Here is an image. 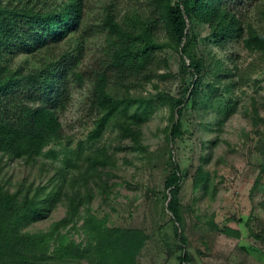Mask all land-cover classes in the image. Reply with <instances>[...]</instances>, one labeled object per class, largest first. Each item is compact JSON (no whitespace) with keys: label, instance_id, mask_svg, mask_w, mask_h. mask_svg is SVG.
<instances>
[{"label":"rangeland","instance_id":"374dc122","mask_svg":"<svg viewBox=\"0 0 264 264\" xmlns=\"http://www.w3.org/2000/svg\"><path fill=\"white\" fill-rule=\"evenodd\" d=\"M257 3L260 0H228L229 8L245 22L244 28L250 24L264 30ZM144 4L145 0H86V22L93 32L82 44V69L95 71L103 55L105 32L99 26L103 7L110 6L119 23L130 25L133 16L144 10ZM197 33L198 49L209 66L201 86L205 101L202 104L200 100L196 107L187 103L181 116L183 133L173 142L166 129L169 107L159 103L155 95L163 92L179 96L184 77L179 72L177 53L163 49L161 55L167 63L165 67L161 63L159 73L165 77L139 84L132 81L127 83V90L115 84L114 78L108 81L111 95L129 100L126 114L141 112L146 104L151 106L152 112L143 115L138 126V143L122 131L121 126L133 120L121 112L108 121L99 140H87L95 114L89 101L90 81L85 79L81 86L71 88L67 103L57 113L63 138L49 146L57 151L54 158L26 161L0 155V183L11 191L40 195L62 183L60 201L45 218L28 222L24 230H47L52 222L67 215L68 198H75L83 202L80 214L88 202L90 211L105 218L107 225L139 228L146 233L137 264H179L180 243L174 225L184 238L183 249L193 264H264V55L247 50L241 41L223 46L211 43L205 27H198ZM54 50L76 53L75 40L68 39ZM15 63L29 67L36 65V58L19 55ZM216 66L228 74L217 81ZM210 82L215 90L208 89ZM226 84L230 85L227 89ZM140 97L145 99L141 103ZM224 108H233V112L218 124L214 115ZM129 125L136 129L134 124ZM96 147L102 148L108 158L104 165L90 170ZM168 150L182 174L180 224L172 221L164 198ZM63 162L70 165L62 172L59 168ZM199 171L205 177L199 178ZM37 188L42 189L36 192ZM80 224L77 218L74 227L70 222L61 232L68 230L76 242L85 240L77 230ZM226 228L239 235H227ZM38 264L54 263L46 260Z\"/></svg>","mask_w":264,"mask_h":264},{"label":"trees","instance_id":"16d2710c","mask_svg":"<svg viewBox=\"0 0 264 264\" xmlns=\"http://www.w3.org/2000/svg\"><path fill=\"white\" fill-rule=\"evenodd\" d=\"M257 4L264 18V0ZM144 7L133 16L130 25L119 23L110 6L103 7L99 25L105 32L103 55L95 71L89 73L79 65L85 36L93 32L86 22V0H0L1 156L26 161L54 158L57 151L49 146L59 144L63 138L57 113L67 103L71 88L81 86L85 79L90 81L89 101L95 114L87 140H99L108 121L121 112L133 120L129 124L136 126L131 129L124 124L122 131L138 143V126L143 115L152 112L151 106L146 104L141 112L126 114L129 100L111 95L108 81L114 78L115 84L127 90V83L132 81L139 84L165 77L159 73L161 63L163 67L167 63L161 55L163 49L177 53L179 72L184 77L179 96L163 92L155 95L159 103L169 107L170 123L166 129L173 142L183 133L181 116L185 107H196L200 100L202 104L205 101L201 86L209 66L198 49V27H205L208 41L218 46L241 41L247 50L264 55V30L250 24L244 28L245 22L229 8L228 0H145ZM68 39L75 40L76 53H55L54 49ZM25 54L36 58V65L23 67L15 63L16 57ZM221 70L219 66L214 69L216 81L221 75H228ZM229 86L226 84L225 88ZM207 87L215 90L213 82ZM144 100L138 99L139 103ZM232 112L233 108L218 110L215 122L220 124ZM107 158L105 151L96 147L88 169L96 170ZM167 164L169 171L163 183L166 208L172 221L180 224L178 196L182 174L169 150ZM68 165L70 162H63L59 170L65 171ZM201 176L205 177L199 171ZM197 182L198 179L195 185ZM61 188L60 182L56 189L29 195L19 189L11 191L0 183V264H38L46 260L54 264H137L146 233L139 228L107 225L105 218L90 211L88 202L84 203L83 213H78L83 204L79 199L68 198L67 215L52 222L47 230H24L28 222L47 216L60 201ZM77 218L81 219L77 230L85 239L79 242L71 238L68 230L61 232L70 222L74 227ZM224 231L239 235L229 228ZM174 235L180 243L178 263L193 264L175 225Z\"/></svg>","mask_w":264,"mask_h":264}]
</instances>
